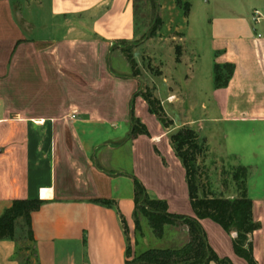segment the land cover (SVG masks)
Wrapping results in <instances>:
<instances>
[{
  "label": "crops",
  "instance_id": "0c3cea01",
  "mask_svg": "<svg viewBox=\"0 0 264 264\" xmlns=\"http://www.w3.org/2000/svg\"><path fill=\"white\" fill-rule=\"evenodd\" d=\"M169 4L181 11L175 0ZM218 5L209 21V85L205 80L202 89L186 37L191 5L182 12L178 62L173 59L170 74L160 65L158 77L144 79L130 73L121 50L138 38L133 0H0V216L15 201L41 202L30 216L33 264H125L126 232L135 229V180L169 214L194 218L170 136L204 120L207 191L236 198L232 176L223 179L221 172L246 170L252 219L260 225L249 241L255 263L264 264V188L252 193L253 165L229 145L247 134L223 128L264 124V24L251 19L264 13V0ZM224 64L233 66L232 75L215 89L213 67ZM145 88L172 121L169 128L149 113L138 94ZM198 107L203 119L195 121ZM131 114L146 130L134 139ZM206 223L214 253L247 264L233 251L236 234L199 221ZM15 239L0 240V264H23L17 228Z\"/></svg>",
  "mask_w": 264,
  "mask_h": 264
},
{
  "label": "trees",
  "instance_id": "16d2710c",
  "mask_svg": "<svg viewBox=\"0 0 264 264\" xmlns=\"http://www.w3.org/2000/svg\"><path fill=\"white\" fill-rule=\"evenodd\" d=\"M182 8L184 15L189 11L190 5L181 0H175ZM178 54L176 62H178ZM126 60L133 67L134 63L127 55ZM233 66L224 64L213 67V86L215 89L225 88L232 75ZM136 76V75H134ZM148 106L150 114L154 115L164 128L172 126V121L167 119L161 104L152 93L145 89L139 93ZM131 139L140 134H146L143 126L134 119L131 114ZM170 143L175 156L179 159L185 170V179L188 190V199L194 214V218L172 215L167 212L165 202L150 200L142 185L135 180V211L134 226L139 227V215H142L149 223V228L160 237L163 227L171 224H179L187 229L188 241L182 248H167L145 251L138 258V264H232L226 258H219L208 246L206 236L199 224L200 220L209 219L217 224L226 233L236 234L233 240L235 255L244 259L247 264H256L252 256L250 237L260 225L252 219V202L247 197L245 189L246 170L239 169L232 175L239 194L236 198L227 199L215 197L204 193L200 181V171L197 159L204 151V146L198 141V135L189 128H182L170 136ZM199 190L201 194L199 195ZM108 204V203H107ZM40 201H15L12 206L0 216V240L15 239V230L18 223L23 222L26 227V237L32 241L30 216L39 209ZM24 227H21L23 230ZM126 232V231H125ZM128 256V248L126 252ZM23 264H31L30 256H24ZM125 264H128L126 259Z\"/></svg>",
  "mask_w": 264,
  "mask_h": 264
},
{
  "label": "rangeland",
  "instance_id": "374dc122",
  "mask_svg": "<svg viewBox=\"0 0 264 264\" xmlns=\"http://www.w3.org/2000/svg\"><path fill=\"white\" fill-rule=\"evenodd\" d=\"M170 1L172 2V0H133L135 7V27L138 38L133 45L125 46L121 49L125 60L128 55L134 63L133 67L128 63L130 73L133 76L136 75L144 79L158 77L161 74L159 73L160 65H164L166 68L165 73L170 74L173 59H176L177 54L179 55V60L183 45L185 44L182 30H179V26H183L184 24L181 19L183 10L180 7L179 9L181 11L177 13L175 10L177 7L174 8L169 4ZM181 1L182 3L187 1L192 6L186 37L194 49V53H196V82L198 83V80H201V83H203L201 88L206 89L205 80L207 81V85H209L208 76L211 60L209 53V21L219 14V8L221 7L218 4L221 0ZM214 1H216V5ZM257 29L258 31H262L261 26H258ZM147 42L149 43L146 44ZM145 89L149 90L148 88ZM200 97L197 96V98ZM199 108L193 113L192 118L195 121L203 119L199 118ZM193 127V131L198 135L199 143H202L204 146V151L197 159V166L200 171V181L203 186V191L207 194V147L205 141L201 139L203 134L207 135V122L205 120L198 121V124L195 123ZM223 128L228 131H241L243 134H247L243 136L235 135L234 138H230L229 145L238 150L245 164L253 165L250 169L249 185L251 187L253 186V189H251L252 193L259 194L261 188H264V124L244 128H233L229 126H223ZM251 132H254L253 135H251ZM125 165L127 168V159H125ZM235 171L238 174L240 173L239 169ZM233 173L222 171L221 177L229 180L230 175L232 176ZM200 194L201 191L199 190ZM138 219V229L126 232L128 241V264H138V258L145 251L182 248L188 240L184 232V227L179 224L164 226L162 235L158 237L149 228V223L142 215H139ZM200 226L207 239V223ZM21 227H24V229L21 230ZM17 229H19L21 246L26 250V255L30 256L31 264H33L32 246L26 237V227L23 222L20 221L18 223Z\"/></svg>",
  "mask_w": 264,
  "mask_h": 264
},
{
  "label": "built area",
  "instance_id": "2783aa9c",
  "mask_svg": "<svg viewBox=\"0 0 264 264\" xmlns=\"http://www.w3.org/2000/svg\"><path fill=\"white\" fill-rule=\"evenodd\" d=\"M252 23L254 24H258V23H263L264 24V13H259V12H254L252 17ZM71 118H74V116H72Z\"/></svg>",
  "mask_w": 264,
  "mask_h": 264
}]
</instances>
